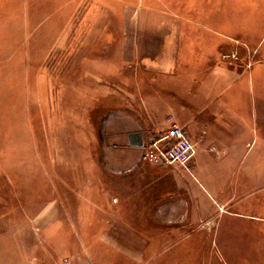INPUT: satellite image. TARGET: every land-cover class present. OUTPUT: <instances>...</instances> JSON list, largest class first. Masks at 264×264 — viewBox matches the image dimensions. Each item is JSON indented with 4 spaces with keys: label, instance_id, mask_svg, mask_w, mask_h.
<instances>
[{
    "label": "crops",
    "instance_id": "obj_1",
    "mask_svg": "<svg viewBox=\"0 0 264 264\" xmlns=\"http://www.w3.org/2000/svg\"><path fill=\"white\" fill-rule=\"evenodd\" d=\"M30 2L0 0V78L13 75L17 61L35 67L53 51L52 40L37 36L36 0L32 12ZM171 27L176 31L158 40L156 51L126 56L132 61L123 84L126 109L140 116L125 119V133L115 132L108 162L92 166L98 175L71 186L77 209L69 208L64 219L76 227L70 236L83 237V229L92 228L100 241L93 264H115L119 253L124 264H199L206 249L190 245L179 251L186 257L166 255L173 244L165 238L212 235L221 240V263L264 264V37L246 43L201 21H175ZM233 42L248 44L247 51L230 48ZM234 52L248 61L225 59ZM114 73L110 85L116 92ZM5 89L0 86V93L13 87ZM68 89L66 84L62 90ZM26 91L36 93L31 86ZM30 103L35 108V99ZM5 105L0 101L2 132ZM170 122L182 126L195 145L188 170L153 165L141 149L128 146V134L141 133L145 144L163 135ZM115 236L138 237L141 244L118 250L106 240Z\"/></svg>",
    "mask_w": 264,
    "mask_h": 264
},
{
    "label": "rangeland",
    "instance_id": "obj_2",
    "mask_svg": "<svg viewBox=\"0 0 264 264\" xmlns=\"http://www.w3.org/2000/svg\"><path fill=\"white\" fill-rule=\"evenodd\" d=\"M30 5L32 12V0ZM34 16L37 36L54 42L52 53L35 67L17 61L13 75L0 78L5 90L13 87L0 93L7 115L5 131L0 129V264H93L100 246L95 240L100 241L92 228L83 229V237L70 236L76 227L64 219L69 208L77 209L71 186L98 175L92 166L108 162L115 132H126L125 119H139V110L126 109L123 84L132 63L126 56L156 51L158 40L176 31L175 21L208 23L250 43L264 37V0H36ZM247 45L229 46L247 51ZM115 56L122 59H110ZM242 56L224 54L240 65L249 59ZM115 70L118 89L113 92ZM30 86L36 93L26 91ZM106 240L122 251L141 244L138 237ZM165 240L173 244L166 255L180 257L183 248L202 246L207 251L199 264H223L219 236ZM119 254L113 261L124 264Z\"/></svg>",
    "mask_w": 264,
    "mask_h": 264
},
{
    "label": "built area",
    "instance_id": "obj_3",
    "mask_svg": "<svg viewBox=\"0 0 264 264\" xmlns=\"http://www.w3.org/2000/svg\"><path fill=\"white\" fill-rule=\"evenodd\" d=\"M143 158L160 167L179 166L186 170L196 154V148L188 139L184 128L170 122L166 132L143 144Z\"/></svg>",
    "mask_w": 264,
    "mask_h": 264
},
{
    "label": "water",
    "instance_id": "obj_4",
    "mask_svg": "<svg viewBox=\"0 0 264 264\" xmlns=\"http://www.w3.org/2000/svg\"><path fill=\"white\" fill-rule=\"evenodd\" d=\"M128 146L133 148H141L143 146L142 135L139 132L128 134Z\"/></svg>",
    "mask_w": 264,
    "mask_h": 264
}]
</instances>
